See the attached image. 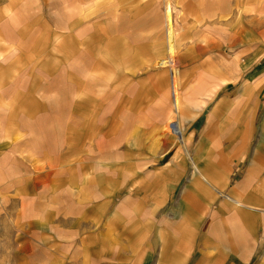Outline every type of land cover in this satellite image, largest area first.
I'll use <instances>...</instances> for the list:
<instances>
[{
    "label": "rangeland",
    "instance_id": "obj_1",
    "mask_svg": "<svg viewBox=\"0 0 264 264\" xmlns=\"http://www.w3.org/2000/svg\"><path fill=\"white\" fill-rule=\"evenodd\" d=\"M9 1L3 11L5 15L0 14V22L5 26L3 35L9 39L8 43L20 45L21 56L19 68L13 70L12 62H8L6 69L0 67V120H7L3 113L19 111L22 144L20 152L15 156L9 154L0 163V264H158L156 259H151L155 255L149 253L141 259L142 255L128 251L125 234L120 230V222L125 219L120 217L117 225H110L108 216L131 189L140 188L137 177L147 184L149 174L173 152L188 158L190 134L185 136L186 145L176 138L169 122L183 121L184 117L172 113L166 127L174 136L173 144L163 148L160 154L149 152L147 160L141 163L139 150L128 148L126 142V136L131 137L139 127L133 124L131 131L130 126L118 123L125 120L124 100L119 94L109 99L108 75L103 79L100 73L109 72L113 66L115 73H122L117 79L124 85L125 78H136L139 71H144L136 69L139 62L150 57L157 44L166 45L165 0ZM170 1L177 34L187 35L178 45L180 63L215 61L225 56L238 64L251 55L256 58L264 54V29L261 32L260 25L264 22V0H244L242 21L247 28L246 38L235 44L215 31L223 10L218 0ZM234 9L232 18L237 15L235 6ZM198 20L205 24L198 25ZM84 48L86 59H91L85 75L88 81L91 77L93 89L87 101H83L81 90L87 81L82 66ZM174 60L172 53L170 63ZM261 62L263 67L264 57ZM230 65L227 64L229 68ZM166 67L170 72L171 93L151 96L148 108H158L159 96V107H168L169 103L172 109L181 111L186 105L183 93L178 94V108L174 103L173 81L178 65L174 71ZM14 75L19 78L18 85H12L8 78ZM72 80L78 81V85L71 84ZM131 83L133 86L134 82ZM181 89L180 86L178 92ZM261 115L262 109L254 121V131L259 129ZM111 121L117 122V127L110 132ZM34 135L40 141L23 144V139ZM258 139L257 131L253 134V146ZM251 151L254 154L255 149ZM259 156H264L263 150ZM27 166L31 173L26 175ZM246 168V163L239 167L241 174ZM254 178H257L255 172L251 180ZM186 183L181 182L178 188L183 190ZM145 188L144 204L136 205H143L144 209L148 206L149 194ZM224 191L228 189L225 187ZM131 196L130 206L135 207L136 195ZM175 204L173 199L151 215L149 238L155 237L158 226L162 227L163 213L175 216ZM202 211L199 217H203L196 223L198 227L206 226L207 233L219 232L210 226L216 221V214L210 218L203 208ZM252 227L237 231L239 234L235 237L229 229L227 245L233 247L229 249L239 254L246 247L245 242H256ZM255 236L261 242L257 243L258 247L264 249V229L260 227L259 232L256 229ZM115 243L122 250H117ZM257 257L256 253L248 264H259ZM238 261L231 257L227 264H238Z\"/></svg>",
    "mask_w": 264,
    "mask_h": 264
},
{
    "label": "crops",
    "instance_id": "obj_2",
    "mask_svg": "<svg viewBox=\"0 0 264 264\" xmlns=\"http://www.w3.org/2000/svg\"><path fill=\"white\" fill-rule=\"evenodd\" d=\"M9 2V0H0L2 16L5 15L3 11L10 4ZM218 3L223 5V10L216 22V33H220L223 39L230 41V44L233 42L235 44L240 39L243 41L247 31L242 21L244 0H218ZM165 4L168 22L166 45L164 47L161 43L157 44L155 49H152L151 56L139 62V67L136 69H144V71H139L140 74L136 78L132 76L125 78L124 85L120 78V83L117 79V75L122 73H115L113 66L109 67V72L101 71L100 75L103 79H107L105 76L108 75L109 99H115L114 97L117 98L119 94L121 100H124L125 120L118 123L125 124L127 128L130 126L131 131L133 124L139 127L137 131L132 132L131 137L126 136V142L128 148L139 150L137 154L140 155L141 163L147 160L149 152L158 151L160 154L163 148L166 146L170 148L173 144L174 136L166 127L167 118L172 113L184 117L183 121L170 120L169 124L176 138L183 145H186L185 136L190 134L189 157H181L179 153L173 152L169 158L157 165L152 174H149L147 184L137 177L140 188L131 189V194H126L124 199L114 205L108 216L109 224L117 225V219L124 218L125 220L120 222L122 223L120 230L125 234L124 243L128 251L142 255L141 259L147 257L149 253L155 255V258L151 259H156L158 264H221V261H224L222 264H227L231 257L238 259V264L240 261L248 264L256 253L259 264H264V249L258 247L261 242L255 236L256 229L258 232L260 227L264 229V156H259L260 150L264 151V65L262 67L261 62L264 54L256 58L249 55L250 57L238 64L234 59L225 56L215 61L207 59L180 63L178 45L181 39L187 38V35L177 34L171 1L165 0ZM234 6L237 15L232 18ZM198 22V25L205 24L199 20ZM170 24L173 30L172 43H170ZM260 25L263 32L264 22ZM4 27L3 22H0V67L6 69V66L12 62L10 64L15 70L19 68L20 45L8 43L9 39L3 35ZM82 52L83 75L87 81L81 83V90L83 101H87L93 90L91 77L88 81L85 75L88 73L91 59H86L85 48ZM172 53L175 62L171 64ZM161 61L164 62L159 63ZM228 63L231 64V68L227 66ZM177 65L179 71L173 81L174 103L178 108V94L183 93L185 107L181 111L172 109L169 103L168 107H159L158 96V108L149 109L148 101L151 96L165 94L169 96L171 93L170 72L166 66L172 67L174 71ZM8 78L12 85L20 83L16 75ZM8 78L1 77V80H9ZM177 80L178 83L175 84ZM131 82H134L133 86ZM70 83L78 85L79 82L72 80ZM180 86L182 89L178 92ZM260 109L262 115L257 130L259 139L253 146V134L257 132L254 131V121ZM3 114L6 115L7 120H0V163L9 154L15 156V153L20 152L22 144L19 111L14 110L12 114L8 113L9 115ZM47 115L48 113L45 114ZM133 117L135 118L132 120ZM115 127L117 122L113 124L111 121L109 131L111 132ZM148 127L151 130H143ZM35 137L36 135L23 139V144L30 145L32 140L40 141L39 138L35 140ZM253 148L254 154L251 151ZM15 158L17 161L18 158ZM245 163L247 168L241 174L239 167ZM27 165L29 166L28 163ZM28 166L24 170L26 175L31 173ZM253 172L257 174V178L251 180ZM184 181L188 183L183 190L179 189L180 183ZM225 187L228 189L227 192L224 191ZM143 188L149 190L146 209L143 205L136 206L144 204L146 200L142 197ZM223 192L226 193L221 195L220 193ZM133 194L136 195L133 203L135 207L130 206L133 202L131 196ZM173 199L176 200L173 209L175 216H165L163 213L160 220L162 227L158 226V232L153 234L155 237L149 238L151 215L161 209V205H168ZM200 207L201 209L198 210ZM202 208L210 218L216 214V221L210 226L211 229L219 232L207 233L204 230L206 226L204 229L198 227L196 223L203 217H199L203 214ZM250 225L255 228V232H251L253 238L257 239L256 242H245L246 247L241 249L242 252L239 251V254L230 250L229 248L233 247L227 245L229 229L234 231V234L232 233L234 236L239 234L237 231H243ZM96 241H100L98 237ZM246 243L250 244L246 245ZM115 245L117 250H122L121 245L118 243Z\"/></svg>",
    "mask_w": 264,
    "mask_h": 264
},
{
    "label": "bare ground",
    "instance_id": "obj_3",
    "mask_svg": "<svg viewBox=\"0 0 264 264\" xmlns=\"http://www.w3.org/2000/svg\"><path fill=\"white\" fill-rule=\"evenodd\" d=\"M171 21V20H170ZM172 23V22H171ZM172 32H173V30H172V24H170V43H172ZM175 42V41H174ZM174 45V44H173ZM171 46H172V44H171ZM164 61H161V62H159V63H163Z\"/></svg>",
    "mask_w": 264,
    "mask_h": 264
}]
</instances>
